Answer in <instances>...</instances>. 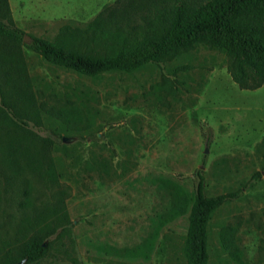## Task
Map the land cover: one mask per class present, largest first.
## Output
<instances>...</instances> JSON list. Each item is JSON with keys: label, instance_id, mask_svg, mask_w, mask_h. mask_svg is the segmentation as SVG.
Here are the masks:
<instances>
[{"label": "rangeland", "instance_id": "obj_1", "mask_svg": "<svg viewBox=\"0 0 264 264\" xmlns=\"http://www.w3.org/2000/svg\"><path fill=\"white\" fill-rule=\"evenodd\" d=\"M7 1L32 44L86 26L118 0ZM31 44L0 37L5 101L28 124L12 120L0 95V257L12 237L40 235L48 253L37 264H188L187 218L163 227L149 259L127 251L173 205L158 179L193 192L201 170L208 196L238 194L212 217L209 264H238L221 248L226 228L245 264H264V85L241 89L227 57L202 46L94 78L51 64Z\"/></svg>", "mask_w": 264, "mask_h": 264}, {"label": "trees", "instance_id": "obj_2", "mask_svg": "<svg viewBox=\"0 0 264 264\" xmlns=\"http://www.w3.org/2000/svg\"><path fill=\"white\" fill-rule=\"evenodd\" d=\"M60 36L54 42L35 38L28 47L53 65L95 78L108 73L131 74L202 46L227 57L228 72L241 89L254 91L264 85V0H118L84 27L65 26ZM0 37L13 43L24 42V32L16 26L7 0L0 7ZM4 91L0 85L8 115L28 128L5 101ZM76 110L72 120L81 124L83 115ZM42 141L49 146L54 143L46 138ZM197 177L193 192L172 178L158 179L173 196V205L159 216L152 236L127 251L128 256L149 259L163 227L187 218L188 264L210 263L212 217L238 194L210 197L201 170ZM235 233V228L221 231V248L236 263L245 264ZM12 238L4 242L7 249L0 264H37L48 253L47 241L40 235L27 240L17 235Z\"/></svg>", "mask_w": 264, "mask_h": 264}, {"label": "water", "instance_id": "obj_3", "mask_svg": "<svg viewBox=\"0 0 264 264\" xmlns=\"http://www.w3.org/2000/svg\"><path fill=\"white\" fill-rule=\"evenodd\" d=\"M24 42H25L26 44H31V39H30V37H29V36H25V37H24Z\"/></svg>", "mask_w": 264, "mask_h": 264}]
</instances>
